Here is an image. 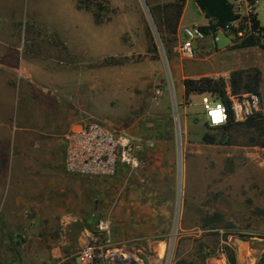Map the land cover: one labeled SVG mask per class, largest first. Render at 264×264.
Instances as JSON below:
<instances>
[{"label":"rangeland","instance_id":"obj_1","mask_svg":"<svg viewBox=\"0 0 264 264\" xmlns=\"http://www.w3.org/2000/svg\"><path fill=\"white\" fill-rule=\"evenodd\" d=\"M172 1L93 0L96 7L104 5L105 22L111 21L97 26L93 13L76 9L75 0H55L63 14L53 21L66 42L64 56L56 59L62 73L57 90L61 104L25 110L21 94L12 116L4 109L0 122L7 123L10 136L0 148V182L20 183L16 171L30 161L35 169L46 166L40 153L48 147L41 142L46 135L40 124L47 118L63 120L73 114V128L99 120L142 147L137 167L123 164L116 175L107 177L75 175L85 185V194L96 200L92 225L99 238L90 244L127 233L123 251L114 252L118 262L110 264H168L169 258L170 264H209L210 256L227 245L234 248L237 264H257L264 256V136L245 127L230 134L213 128L204 115L202 94L185 97L184 79L221 73L229 80L233 70L259 67L264 115V48H227L232 37L219 31L215 46L202 41L194 58L183 57L176 49L180 37H161L155 22L156 5ZM257 13L264 26V0ZM26 15L25 23L30 20ZM207 21L195 1H188L184 23ZM54 32L46 35L54 38ZM32 80L26 79L30 92L25 99L37 96L39 88ZM43 84L41 95L50 94L52 85ZM206 133L218 135L220 141L205 142ZM67 134L51 146L63 161ZM30 150L34 154L27 157ZM121 202L122 209L112 213ZM8 209L0 205V264H12L16 258L23 264L31 236L45 234L48 223L31 221L24 212L11 223L6 220ZM216 211L225 214L223 220L206 224ZM102 222L110 223V235L101 230ZM49 225L50 234L57 236L58 222ZM242 237L247 249L240 254L237 238ZM11 240L20 242L17 256L10 254ZM51 264L61 263L55 259Z\"/></svg>","mask_w":264,"mask_h":264},{"label":"crops","instance_id":"obj_2","mask_svg":"<svg viewBox=\"0 0 264 264\" xmlns=\"http://www.w3.org/2000/svg\"><path fill=\"white\" fill-rule=\"evenodd\" d=\"M188 1L191 0H187L186 4ZM75 8L85 10L77 8V0H75ZM199 9L201 10L200 7ZM61 14L63 9L60 10L55 0H0V115L7 108V114L12 116L14 105H20L23 98L25 110H34L35 107L46 103L61 104L62 94L57 90L62 73L56 65L58 63L56 59L64 56L66 42L60 35L61 27L53 21V19L60 20ZM25 15L30 19L27 23L23 22ZM206 19L208 20L206 23L195 26L207 25L209 19ZM48 21L54 23H48ZM110 22L97 23L94 18L97 26H106ZM27 24L30 25L28 34L27 31L24 33V27L26 28ZM185 25L188 24L184 23L183 11L177 33L180 38L183 36L182 28ZM50 31L56 32H54V38L46 35ZM207 40L212 43L210 38L205 41ZM234 43L232 40V44ZM215 74V76L225 77L221 73ZM205 75L213 76L210 73H201L199 77ZM26 79H33L32 81L41 90H36L37 96L30 99H25L30 92ZM44 82L52 85L49 88L52 91L48 95H41L46 86ZM21 94L24 95L23 98ZM65 99L67 100L66 97ZM72 115L64 116L63 120L57 116L50 117L40 124L45 127L46 135L41 142L48 147L40 153L41 157L48 162L42 163L46 166L35 169L34 162L30 161L25 167H19L16 171L18 179L21 180L20 183L19 181L14 184L0 182V205L9 207L7 221L15 223L19 214L24 212L22 215L26 218L30 217L31 221L39 219L38 221L48 223L45 234L31 236L33 241H28L25 255L22 257L23 264H51L55 259L61 264H74L81 248L99 238L97 229L93 230L95 223L92 225L94 212L92 204L94 205L96 200H92L90 194H85V185L81 178L63 168V162H65L63 156L51 149L53 142L60 144L59 136L77 128H73L75 120ZM6 125L7 123L0 122V148L6 147L4 142H7L10 136ZM31 154H34L33 150L29 151L27 157L32 156ZM39 175L42 178H39ZM22 207H25L24 210H21ZM122 207L123 202L111 212L113 213L114 210L118 212ZM52 222H58L57 236L50 234L49 223ZM121 224L124 222L122 221ZM127 241V233L125 235L121 233L117 238L113 236L110 239V251L113 253L118 252L119 249L123 251ZM11 244L13 245L10 246L12 251L10 254L15 252L17 256L20 242L11 240ZM12 264L20 263L16 258Z\"/></svg>","mask_w":264,"mask_h":264},{"label":"built area","instance_id":"obj_3","mask_svg":"<svg viewBox=\"0 0 264 264\" xmlns=\"http://www.w3.org/2000/svg\"><path fill=\"white\" fill-rule=\"evenodd\" d=\"M237 19L226 29L207 33L200 26L185 25L179 39L177 51L185 58H194L197 44L210 38L213 44L219 40L218 32L225 31L236 42L254 38L264 45V26L257 25V7L261 0H230ZM256 17V20H255ZM260 21V20H259ZM157 94L162 89H157ZM230 109L235 120L244 122L262 110V94L247 92L235 95L228 85ZM202 107L212 127L225 125L229 120V106L221 100H213L210 94L202 95ZM141 144L125 133H119L99 120H89L66 135L65 168L67 172L82 177H107L116 175L120 165H139L137 156ZM101 230L110 235V223L102 222ZM110 238V237H109ZM105 242L87 244L76 255L75 264L112 263L116 257L110 251V239ZM172 244V243H171ZM172 255V254H171ZM170 257V255H168ZM172 257V256H171ZM209 264H230L227 249L221 247L216 255L210 256ZM172 258L167 260L170 264Z\"/></svg>","mask_w":264,"mask_h":264},{"label":"trees","instance_id":"obj_4","mask_svg":"<svg viewBox=\"0 0 264 264\" xmlns=\"http://www.w3.org/2000/svg\"><path fill=\"white\" fill-rule=\"evenodd\" d=\"M201 10L204 12L205 17L209 19L207 25H201L200 27L210 33V31H218L220 29H226L234 20L237 19V15L234 13L233 4L230 0H194ZM187 0H174L165 4H157V15L155 16V22L161 32V37L166 33L177 35L178 27L183 15L184 7ZM93 0H77V8L85 9L93 12L95 21L101 23L105 21L103 10L104 5L101 3L94 6ZM110 20V19H107ZM256 20V17H255ZM260 21L257 19L256 24ZM27 34L30 32V25L26 26ZM260 46L264 48V45L259 43L257 39L247 38L243 41L232 44L231 48H247ZM263 82L262 70L259 67L236 69L230 73L229 80L224 76H210L205 75L201 77H188L184 79V92L185 97H189L191 94H210L213 100H221L227 103L229 106V120L225 125L213 127L220 129L223 132L229 134L233 130L245 127L259 131L261 136H264V115L260 111L255 116L249 118L244 122H238L235 120L234 113L230 109V99L228 95V85H230L231 92L235 95H241L247 92H256L261 94V86ZM203 139L208 143H216L220 141L218 135H211L209 133L204 134ZM229 141V139H228ZM257 144V142H252ZM210 220L205 219V223L209 224L210 221L223 220L225 214H221V211H216ZM244 236V235H243ZM230 264H237V256L234 248L230 245L226 246ZM181 264V263H179ZM257 264H264V256H262Z\"/></svg>","mask_w":264,"mask_h":264},{"label":"water","instance_id":"obj_5","mask_svg":"<svg viewBox=\"0 0 264 264\" xmlns=\"http://www.w3.org/2000/svg\"><path fill=\"white\" fill-rule=\"evenodd\" d=\"M237 241L239 243V253L242 254L243 251H245L247 249V241L244 237L242 238H237ZM115 263L118 262L117 259L114 260Z\"/></svg>","mask_w":264,"mask_h":264}]
</instances>
